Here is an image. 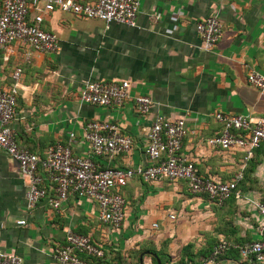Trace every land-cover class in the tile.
Wrapping results in <instances>:
<instances>
[{"label":"crops","instance_id":"1","mask_svg":"<svg viewBox=\"0 0 264 264\" xmlns=\"http://www.w3.org/2000/svg\"><path fill=\"white\" fill-rule=\"evenodd\" d=\"M211 13L219 18L221 35L204 50L194 23ZM40 26L56 36L55 52H33L26 61L25 47L16 43L8 59H0V88L8 87L14 67L21 68L10 123L19 146L41 155L60 141L69 143L73 154L85 155L84 124L103 120L129 135L131 147L128 153L92 160L100 167L144 166L145 128L153 116L183 117L181 152L192 158L201 176L225 181L241 172V196L217 205L203 194L190 193L182 180L144 182L133 176L119 189L124 218L113 230L99 220L93 201L74 195L57 209L47 197L27 209L26 181L0 150L1 251L15 253L20 264H59L52 249L69 228L100 245L103 257L94 264H133L146 248L160 250L169 264H176L186 244L199 254L193 259L204 264L218 239L233 247L257 238L261 218L248 200L264 201V153H253L244 163L241 151L212 147L205 140L221 129L215 112L264 116V98L245 80L252 70L264 74V0H140L135 26H105L98 19L53 10L43 14ZM90 79L128 81L129 99L111 107L80 102L78 91ZM137 94L152 101L142 116L132 103ZM223 253L214 264H257L230 248ZM149 255L145 250L138 259L151 264Z\"/></svg>","mask_w":264,"mask_h":264},{"label":"built area","instance_id":"2","mask_svg":"<svg viewBox=\"0 0 264 264\" xmlns=\"http://www.w3.org/2000/svg\"><path fill=\"white\" fill-rule=\"evenodd\" d=\"M140 0H0V59L6 61L13 44L25 47L22 55L28 61L33 52L53 53L57 50L56 36L44 30L40 24L44 13L59 10L83 18L98 19L105 26L121 23L135 26ZM152 18L156 20L157 15ZM194 30L201 48L211 49L221 35V24L216 13H211L194 23ZM21 68L16 66L10 73L11 82L7 88H0V150L4 151L17 165L19 174L26 181V208L47 197L52 208L57 209L68 195L93 201L98 218L117 230L124 218L125 201L119 189L133 176L144 182L160 179L184 181L192 194H203L217 205L230 197L241 195L237 185L242 174L237 172L232 179L220 181L201 176L192 158L181 152L185 135L184 118H170L156 114L145 128L144 166L100 167L93 157L111 158L128 153L132 140L115 123L103 120H89L83 126L82 139L87 145L85 155L73 154L69 143L60 141L49 145L43 154L30 151L18 145L16 132L11 126L15 119L17 88ZM247 85L255 88L264 98V74L249 71ZM129 99V83L126 80H85L78 91L82 103L101 107L120 106ZM135 112L145 115L151 99L144 94L132 97ZM214 118L221 124L219 132L206 138L207 145L222 150H239L245 163L257 147L264 142V116L249 117L244 114L215 112ZM73 134H68L71 141ZM261 218L257 238L237 244L238 255L257 264H264V201L248 200ZM171 213L169 219H173ZM16 224H25L17 220ZM156 227V223L151 224ZM223 238L211 247L204 264H214L217 257L229 248ZM52 256L59 264H91L103 257V250L89 235L66 229L63 242L52 249ZM20 257L13 252L0 250V264H20Z\"/></svg>","mask_w":264,"mask_h":264},{"label":"trees","instance_id":"3","mask_svg":"<svg viewBox=\"0 0 264 264\" xmlns=\"http://www.w3.org/2000/svg\"><path fill=\"white\" fill-rule=\"evenodd\" d=\"M253 153L255 154H263L264 153V142H262L259 147H257L256 149H254ZM252 153V155H253ZM252 157V156H251ZM250 157V158H251ZM249 158V159H250ZM248 161V160H246ZM245 161V162H246ZM255 164V163H254ZM238 186V185H237ZM233 198V197H232ZM262 201V200H261ZM190 247L191 245L190 244H186L184 245L182 248H181V251H180V256H179V259L178 261L176 262V264H186V263H190V264H203L201 261H198V260H194L193 258H197V256L199 255L198 253H192L190 251ZM230 249H233L236 253V255L238 256V252L236 250L235 247H230ZM147 251L150 255V258H151V263L152 264H155V259L157 258L159 261H160V264H169L170 262V259L167 255H165L163 252H161L160 250L156 251L152 248H146V249H142V250H139L138 253H137V257H136V260H135V264H138L137 262V259H138V255L140 253H142L143 251ZM227 251V250H226ZM224 254V253H223ZM222 254V255H223ZM200 255L202 256H205L204 255V252L202 254V252L200 253ZM222 255H219L222 256ZM89 260H91V264H94L95 260L91 257H88ZM186 259V260H185ZM99 260V259H98ZM96 260V262L98 261Z\"/></svg>","mask_w":264,"mask_h":264},{"label":"water","instance_id":"4","mask_svg":"<svg viewBox=\"0 0 264 264\" xmlns=\"http://www.w3.org/2000/svg\"><path fill=\"white\" fill-rule=\"evenodd\" d=\"M155 262H156V264H160V261L157 258L155 259ZM138 264H142L141 257H139V259H138Z\"/></svg>","mask_w":264,"mask_h":264},{"label":"rangeland","instance_id":"5","mask_svg":"<svg viewBox=\"0 0 264 264\" xmlns=\"http://www.w3.org/2000/svg\"><path fill=\"white\" fill-rule=\"evenodd\" d=\"M210 254V253H209ZM209 254H208V256H209ZM133 264H135V261H134V263ZM148 264H150V263H148ZM152 264V263H151Z\"/></svg>","mask_w":264,"mask_h":264}]
</instances>
